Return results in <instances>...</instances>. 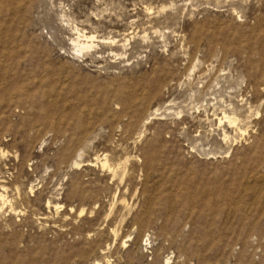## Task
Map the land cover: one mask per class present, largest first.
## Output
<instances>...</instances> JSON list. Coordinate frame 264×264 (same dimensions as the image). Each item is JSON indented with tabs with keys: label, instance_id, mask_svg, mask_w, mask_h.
<instances>
[{
	"label": "rangeland",
	"instance_id": "374dc122",
	"mask_svg": "<svg viewBox=\"0 0 264 264\" xmlns=\"http://www.w3.org/2000/svg\"><path fill=\"white\" fill-rule=\"evenodd\" d=\"M0 192V264H264V0H0Z\"/></svg>",
	"mask_w": 264,
	"mask_h": 264
},
{
	"label": "bare ground",
	"instance_id": "6f19581e",
	"mask_svg": "<svg viewBox=\"0 0 264 264\" xmlns=\"http://www.w3.org/2000/svg\"><path fill=\"white\" fill-rule=\"evenodd\" d=\"M88 37H89V36H88ZM86 38H87V37H86ZM90 38H91V37H90ZM90 38H89V39H90ZM85 47H90V44H89V45H86V44H85ZM223 117H224V118H227L229 122L234 121L233 118H228V117L225 116V115H223ZM229 122H228V123H229ZM108 168H109V167H108ZM0 193H1V192H0ZM0 199H1V194H0ZM3 201H4V200H3ZM4 203H5V202H4ZM0 207H1V206H0ZM6 207H7V206H6ZM10 211H11V209H10Z\"/></svg>",
	"mask_w": 264,
	"mask_h": 264
}]
</instances>
